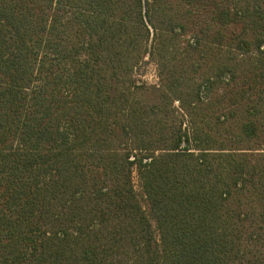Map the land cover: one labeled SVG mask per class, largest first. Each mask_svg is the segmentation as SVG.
<instances>
[{
	"label": "trees",
	"instance_id": "1",
	"mask_svg": "<svg viewBox=\"0 0 264 264\" xmlns=\"http://www.w3.org/2000/svg\"><path fill=\"white\" fill-rule=\"evenodd\" d=\"M0 264H264V0H0Z\"/></svg>",
	"mask_w": 264,
	"mask_h": 264
},
{
	"label": "rangeland",
	"instance_id": "2",
	"mask_svg": "<svg viewBox=\"0 0 264 264\" xmlns=\"http://www.w3.org/2000/svg\"><path fill=\"white\" fill-rule=\"evenodd\" d=\"M155 64L150 60V58H146L144 63L141 65L139 70L136 73V77L138 80L141 82L145 83L148 87L151 86H158V77H157V70H156ZM151 91L150 90H138L136 91V96L139 99H145L147 97L151 96ZM134 185L135 188L138 192V194L141 195L142 190H141V183L138 177L137 172H134Z\"/></svg>",
	"mask_w": 264,
	"mask_h": 264
}]
</instances>
